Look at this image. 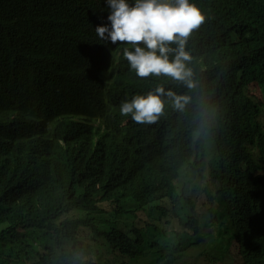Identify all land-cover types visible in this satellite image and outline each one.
I'll return each instance as SVG.
<instances>
[{
  "label": "trees",
  "instance_id": "trees-1",
  "mask_svg": "<svg viewBox=\"0 0 264 264\" xmlns=\"http://www.w3.org/2000/svg\"><path fill=\"white\" fill-rule=\"evenodd\" d=\"M195 3L190 89L111 67L104 0H0V264H264V0ZM158 85L190 103L117 110Z\"/></svg>",
  "mask_w": 264,
  "mask_h": 264
},
{
  "label": "clouds",
  "instance_id": "clouds-1",
  "mask_svg": "<svg viewBox=\"0 0 264 264\" xmlns=\"http://www.w3.org/2000/svg\"><path fill=\"white\" fill-rule=\"evenodd\" d=\"M107 21L97 25L95 33L101 43L116 44L122 51L112 56V65H125L135 79L164 76L194 88L191 56L185 50L193 29L205 20L195 0H104ZM175 44L173 48L171 45ZM171 54V55H170ZM135 93L121 100L117 110L137 124H152L163 114L166 102L180 111L190 103L187 95H178L158 85L153 90ZM110 89L102 93L110 96ZM143 93V94H140ZM120 96L125 92L117 91ZM128 96H126L127 98ZM123 101V102H122ZM98 111V109H96ZM96 111V112H97Z\"/></svg>",
  "mask_w": 264,
  "mask_h": 264
},
{
  "label": "rangeland",
  "instance_id": "rangeland-1",
  "mask_svg": "<svg viewBox=\"0 0 264 264\" xmlns=\"http://www.w3.org/2000/svg\"><path fill=\"white\" fill-rule=\"evenodd\" d=\"M257 100H259V96L258 95L255 97V101H257ZM260 121L262 122V120H260ZM48 130H49V134L54 136L53 129H51V127H49ZM29 132L30 133H40V132H42V130L41 129H31ZM5 135H12V132H7L5 129H0V136H5ZM18 135H24V133H18ZM190 177L191 176H190L189 173H185L180 178V180L178 181L177 188L183 189L185 187V182H190ZM206 183H207V186L209 188L210 193H212V189L214 187V182H213V179H212L211 175H209V174L206 177ZM190 187H191V184H190ZM199 195H201L200 191L193 193L194 197H197ZM202 202H203L202 198H199L197 200V206L199 207V210H201V209L204 210L205 209V206H204V204ZM172 225L173 224L166 225L165 228H168V227H170ZM174 228L178 229L177 226H174L173 229ZM202 233H204V231ZM198 249L199 248L194 249V248H190L189 247V248L183 250L181 253H177L178 258L180 259L178 264H193V262L195 260V257L199 260V258L196 256V253H197ZM230 263H231V261H230Z\"/></svg>",
  "mask_w": 264,
  "mask_h": 264
}]
</instances>
